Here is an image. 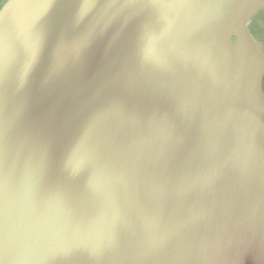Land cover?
<instances>
[{
    "label": "snow or ice",
    "instance_id": "6c2138e0",
    "mask_svg": "<svg viewBox=\"0 0 264 264\" xmlns=\"http://www.w3.org/2000/svg\"><path fill=\"white\" fill-rule=\"evenodd\" d=\"M30 2L38 11L15 34L10 35L0 25V264L14 242L18 247L39 245L43 254L71 252L67 246L46 244L42 235L18 232L14 239L12 232L13 200L17 201V212L49 216L46 193L53 185L61 193L85 199L102 196L112 207V218L103 227L97 220L71 225L85 237L94 238L89 250L97 264H159L160 258L164 264H238L249 254L264 264V151L257 156L253 150L257 137L264 139V97L257 99L243 68L214 98L179 82L169 89L147 79L149 70L173 62L174 53L165 55L161 50L170 40L195 46L199 60L209 39L204 25L223 17L233 0ZM209 6L216 9L213 17L206 12ZM117 20L124 22V30L108 40ZM133 23L140 24L142 35L151 33L154 42L148 47L138 44L135 58H130L125 33ZM246 40L243 35L242 42ZM100 49L101 66L89 79ZM21 55L23 71L15 74ZM60 83L64 87L58 103L39 121L25 124L34 96L45 98ZM146 95L172 103V114L158 111L154 122L173 143L183 142L184 129L199 116L202 106L211 104L207 122L248 148L223 171L209 172L203 178L204 186L211 188L221 179L236 176L248 190L244 212L234 215L214 236L206 234L204 216L196 210L187 219L188 231L144 245L126 241L119 230L114 177L151 165L135 138L142 120L134 101ZM10 110L15 111L14 120ZM81 120L90 134L78 137L71 150L62 154L64 138ZM207 122L199 130L202 140L207 139ZM78 181H82L79 186ZM56 207L61 209L63 202L58 201ZM156 223L155 217L145 218V229H154ZM51 226H57L55 221Z\"/></svg>",
    "mask_w": 264,
    "mask_h": 264
},
{
    "label": "water",
    "instance_id": "95a60500",
    "mask_svg": "<svg viewBox=\"0 0 264 264\" xmlns=\"http://www.w3.org/2000/svg\"><path fill=\"white\" fill-rule=\"evenodd\" d=\"M264 8V0H233L226 14L210 19L204 25V35L209 37L205 50L197 60L196 48L186 47L180 41L170 40L161 45L165 55L174 53V60L159 70H149L147 79L171 89L176 83H182L193 90L202 92L208 98L222 93L230 80L235 79L239 69L251 80L257 99L264 97V47L252 35L249 24L256 13ZM38 7L30 0H5L0 6V25L10 35L22 27L36 12ZM213 17L216 9H206ZM195 22H193L194 26ZM124 30V22L113 23L108 40L115 33ZM129 44L127 56L135 58L136 47H148L153 43V35L141 34L140 24L128 26L125 33ZM247 40L242 42V36ZM107 42V41H106ZM103 49L94 57L89 73L91 79L101 66ZM23 56L15 65L14 73L23 71ZM63 83L55 85L51 93L40 98L34 96L24 117V123L39 121L46 110L58 103L63 92ZM140 113L142 124L135 130L139 147L147 153L151 165H145L130 174H118L114 177V190L117 194L119 212V230L125 240H133L137 245L163 239L177 231H188L187 219L196 210L204 216V228L208 236H214L234 215L244 212L248 200L246 185L234 176L221 179L211 188H206L203 178L212 171H223L225 165L233 161L241 152H247V146L238 145L232 134L217 132L207 116L212 105L202 106L199 116L184 129L182 143H173L165 130L154 122L156 112L172 114L170 101H162L150 95L134 101ZM11 119L16 118L10 110ZM207 122L208 135L202 140L199 130ZM90 130L85 120H81L62 143V154L71 150L78 137H87ZM198 144L203 146L197 147ZM254 152L257 156L264 151V139H256ZM82 181L77 182V186ZM50 201L49 216L32 217L17 212L18 204L12 202V232L14 239L18 232L24 235H42L46 244H55L71 248L68 254H43L39 245L17 246L14 242L4 256V264H97L90 246L94 238L85 237L71 225L73 222L97 220L100 227L111 220L113 209L104 203L103 197L85 199L71 192L61 193L53 185L46 193ZM58 201L63 207L57 209ZM19 207L22 208V205ZM155 217L156 226L145 229V218ZM55 221L56 227L51 225ZM61 224L67 226H61ZM107 264V262H105ZM159 264H164L160 258ZM238 264H259L258 257L245 255Z\"/></svg>",
    "mask_w": 264,
    "mask_h": 264
},
{
    "label": "rangeland",
    "instance_id": "374dc122",
    "mask_svg": "<svg viewBox=\"0 0 264 264\" xmlns=\"http://www.w3.org/2000/svg\"><path fill=\"white\" fill-rule=\"evenodd\" d=\"M0 4L2 5V2ZM249 28L254 38L264 47V8L256 13L249 24Z\"/></svg>",
    "mask_w": 264,
    "mask_h": 264
},
{
    "label": "crops",
    "instance_id": "0c3cea01",
    "mask_svg": "<svg viewBox=\"0 0 264 264\" xmlns=\"http://www.w3.org/2000/svg\"><path fill=\"white\" fill-rule=\"evenodd\" d=\"M4 0H0V3L2 2L3 3Z\"/></svg>",
    "mask_w": 264,
    "mask_h": 264
},
{
    "label": "trees",
    "instance_id": "16d2710c",
    "mask_svg": "<svg viewBox=\"0 0 264 264\" xmlns=\"http://www.w3.org/2000/svg\"><path fill=\"white\" fill-rule=\"evenodd\" d=\"M4 2V1H3ZM3 4V3H2ZM0 6H1V4H0Z\"/></svg>",
    "mask_w": 264,
    "mask_h": 264
},
{
    "label": "flooded vegetation",
    "instance_id": "af4514ba",
    "mask_svg": "<svg viewBox=\"0 0 264 264\" xmlns=\"http://www.w3.org/2000/svg\"><path fill=\"white\" fill-rule=\"evenodd\" d=\"M250 29V28H249Z\"/></svg>",
    "mask_w": 264,
    "mask_h": 264
}]
</instances>
